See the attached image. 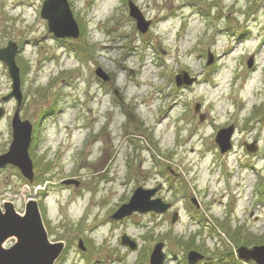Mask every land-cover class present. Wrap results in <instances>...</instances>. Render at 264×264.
Wrapping results in <instances>:
<instances>
[{
  "label": "rangeland",
  "instance_id": "rangeland-1",
  "mask_svg": "<svg viewBox=\"0 0 264 264\" xmlns=\"http://www.w3.org/2000/svg\"><path fill=\"white\" fill-rule=\"evenodd\" d=\"M44 1L0 0V48L19 45L21 117L38 127L33 185L7 167L0 202L22 212L37 201L51 241L67 245L57 264H150L160 242L164 264H188L193 250L211 264H256L227 254L264 245V0H68L79 40L49 33ZM129 2L152 22L146 34ZM176 76L195 83L178 88ZM11 90L0 63V155L12 143L17 103L2 102ZM106 121L108 133L96 138ZM77 126L81 138L70 140ZM226 128L235 133L223 152ZM140 187L155 188L151 200L170 204L166 213L114 220ZM124 234L141 249L129 252Z\"/></svg>",
  "mask_w": 264,
  "mask_h": 264
},
{
  "label": "water",
  "instance_id": "water-1",
  "mask_svg": "<svg viewBox=\"0 0 264 264\" xmlns=\"http://www.w3.org/2000/svg\"><path fill=\"white\" fill-rule=\"evenodd\" d=\"M131 15L137 20L138 29L142 33H146L150 27V22L145 21L138 8L132 4ZM41 16L49 22V31L56 38H78L79 29L73 18L68 0L45 1ZM16 51L17 46L10 43L6 49L0 50V61L4 62L9 69L14 89L11 96L18 100L20 107L22 93L20 91V71L15 62ZM97 75L104 80H108V77L101 70L97 71ZM193 81L188 77L184 79L181 76L177 77L178 86L191 85ZM198 110L199 106L197 107ZM2 115L3 111L0 110V117ZM13 131L14 141L10 151L0 157V167L12 164L32 181L33 165L28 156L31 127L27 122L20 121L19 110H17L13 119ZM232 133L233 128H230L218 134V144L223 152L230 148ZM152 195L153 192L138 190L131 204L123 206L113 218L120 220L131 215L134 211L165 213L168 206L163 205L160 201L151 202ZM6 211L5 215H0V264H55L56 259L62 252L63 244H51L49 242L37 205L35 203L29 204L24 217L17 215L11 205L6 206ZM12 237L16 238L17 243L12 248L5 249L3 247L4 243ZM124 243L129 244V241L124 239ZM131 246L133 247V245ZM80 247L82 248V245ZM162 249L163 244L155 247L151 256V264H163L165 258L161 252ZM238 253L243 260H254L258 264H264V246L254 247L253 249L242 247L238 250ZM188 259L190 264H197L204 257L199 253L191 252Z\"/></svg>",
  "mask_w": 264,
  "mask_h": 264
},
{
  "label": "flooded vegetation",
  "instance_id": "flooded-vegetation-1",
  "mask_svg": "<svg viewBox=\"0 0 264 264\" xmlns=\"http://www.w3.org/2000/svg\"><path fill=\"white\" fill-rule=\"evenodd\" d=\"M3 170H5V169H3ZM2 169L0 170V171H3Z\"/></svg>",
  "mask_w": 264,
  "mask_h": 264
}]
</instances>
